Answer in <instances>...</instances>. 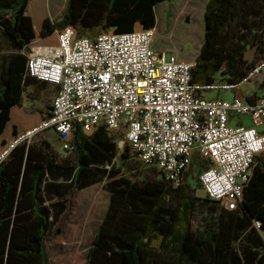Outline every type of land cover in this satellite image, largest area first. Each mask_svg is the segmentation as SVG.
<instances>
[{
	"label": "trees",
	"instance_id": "trees-1",
	"mask_svg": "<svg viewBox=\"0 0 264 264\" xmlns=\"http://www.w3.org/2000/svg\"><path fill=\"white\" fill-rule=\"evenodd\" d=\"M30 1L0 0V26L13 48L0 56V152L26 131L12 108L21 104L29 80H37L27 71L26 51L36 39ZM166 1L172 0H67L61 18L44 20L41 36L68 26L80 37L86 36L81 29L117 34L133 32L137 24L154 29L155 8ZM204 22L192 82L216 84L223 73L229 84L242 83L264 59V0H209ZM249 48L255 50L251 61ZM116 150L104 128L89 136L78 128L65 156L45 139L18 145L0 164V264H49L47 237L67 210V200L47 202L102 182L107 170L99 167L110 163ZM129 154L128 146L123 156ZM109 179L110 203L87 264H264L263 157L256 158L236 210L196 197L184 184L175 187L162 176L134 181L112 170ZM200 210L207 218L195 228Z\"/></svg>",
	"mask_w": 264,
	"mask_h": 264
},
{
	"label": "built area",
	"instance_id": "built-area-1",
	"mask_svg": "<svg viewBox=\"0 0 264 264\" xmlns=\"http://www.w3.org/2000/svg\"><path fill=\"white\" fill-rule=\"evenodd\" d=\"M154 39V29L80 37L68 26L57 45L29 46L28 75L58 90L50 116L8 144L0 164L46 131L70 151L78 128L89 136L104 127L123 131L120 147L129 146L134 158L175 187L198 154L208 164L199 177L205 196L236 210L255 160L264 154V95L250 101L205 93L239 89L264 71V59L240 84L202 86L192 82L194 62L157 53Z\"/></svg>",
	"mask_w": 264,
	"mask_h": 264
},
{
	"label": "rangeland",
	"instance_id": "rangeland-1",
	"mask_svg": "<svg viewBox=\"0 0 264 264\" xmlns=\"http://www.w3.org/2000/svg\"><path fill=\"white\" fill-rule=\"evenodd\" d=\"M38 1V0H37ZM36 0H31L28 6V14L35 17V12L41 16L46 15L53 20L61 18L65 11L67 0H61L56 3V0H39V8L36 6ZM208 0H177L175 2L176 12L170 14L168 19L162 22L159 31L155 36L153 49L157 53L171 54L178 60L192 61L197 53H199L204 43V12ZM206 3V4H205ZM82 33L88 37H95L101 32H106L104 28H99L94 31L82 30ZM111 31V30H110ZM37 37L41 35L40 30L36 31ZM42 45L37 40L30 44ZM13 51L10 42L3 34L0 26V56H6ZM255 50L249 48L246 53L248 60H253ZM227 76L223 73L218 74L216 84L225 85ZM244 97L263 96L264 95V71L253 78L251 81L240 85L239 89L232 91ZM226 95L224 91L206 92L208 98H213L218 95ZM29 124L34 123V117L31 118ZM57 134L53 130L46 131L37 135L33 142L41 139H48L57 149H60ZM32 142V143H33ZM64 153V152H63ZM207 163L198 155L193 157V163L187 171L184 185L187 189L193 191L196 197L207 199L202 191L199 177L207 167ZM133 167L138 168V172L132 170ZM122 168L128 174L131 180L140 181L144 179H160L161 174L155 167L142 166L137 161L123 162ZM147 168V169H145ZM89 193V194H88ZM88 197L95 198L97 201L93 205L90 214L87 211L90 206ZM78 200V201H77ZM108 194L103 185H97L85 193H76L69 200V208L61 217L58 223L51 229L46 241V252L49 259V264H87V252L92 245L96 230L97 217L101 216L107 205ZM207 218V214L200 210L195 219V228L201 226L203 219ZM156 246L159 242L154 243Z\"/></svg>",
	"mask_w": 264,
	"mask_h": 264
},
{
	"label": "crops",
	"instance_id": "crops-1",
	"mask_svg": "<svg viewBox=\"0 0 264 264\" xmlns=\"http://www.w3.org/2000/svg\"><path fill=\"white\" fill-rule=\"evenodd\" d=\"M177 0H172V1H166L163 3H160L159 5L156 6L155 8V12H156V19H157V23H156V27L154 28L155 30V36L159 31V27L161 26L162 22H164L166 19H168V17L170 16V14H173L174 12H176V7H175V2ZM200 2H202V0H198ZM58 2H61V0H56L57 4ZM207 3L209 2L206 1ZM206 4V3H205ZM34 15H36V19L35 17H32L33 19V26H34V31H35V35H36V39L34 41L39 40L43 46H47V45H57L58 44V34L59 31H56L55 33H53L52 35H49L47 37H43L40 35V37H37L36 31L40 30V32L42 31L43 28V23L44 20L49 17V16H45V17H40L41 15L38 12H35ZM52 19V18H51ZM143 26L141 24H137L136 25V29H142ZM199 53H197L195 55V57L193 58L192 61L190 62H195V59L197 58ZM183 61V60H181ZM57 90L58 88L54 85L48 84V83H44V82H40L37 80H33L30 79L29 82L27 83V86L25 88V91L23 93V98H22V102L20 105H15L12 108L13 114L22 121V123L25 125L26 127V131L27 130H31L32 128H34L35 126H37L40 122H42L44 119H46L48 116H50L51 112H52V108H53V101L54 98L57 94ZM225 92V91H224ZM232 93V91L226 92V95H218V97H230V94ZM217 97V96H216ZM234 97H241V98H248V97H244L238 94V92L236 94H232L231 98ZM230 98V99H231ZM34 117V123L29 124L28 122H30L31 118ZM246 124H250L249 120H245ZM104 128V127H101ZM99 128V129H101ZM98 129V130H99ZM105 129V128H104ZM261 131H264V126L260 128ZM105 131L107 132V135L109 138L112 139L113 142L116 143L117 146V150L115 153V157L112 159V161L110 163H106L104 166H100V169L103 170H107V173L104 175V180L102 182H98L95 184H92L86 188L83 189H79L76 188L71 195H68L67 197H65L64 199H59V197L55 196L53 197V199H51V201H48L47 203H54V202H58V201H66L67 204V210H68V206H69V200L71 199V197L76 194V193H85L89 190H91L93 187L97 186V185H103L105 188V191L108 194V201H107V205L104 209V212L102 213L101 216H98L96 219V229L97 227L100 225V223L102 222L105 213L108 209L109 203H110V193L108 192L106 185L109 182V173L113 170L118 171L119 172V176L121 175H125L126 177L128 176V174L126 173V171L122 168V163L123 162H132V161H137L139 162L136 158H134L133 153L131 151L130 148V154L128 157H124V151L125 149L128 147H120L119 142L121 139H123L124 137V132H119L117 134H112L111 132L107 131L105 129ZM96 132V131H95ZM15 140V139H14ZM13 140V141H14ZM47 140L56 150V152L60 155V156H65L67 154V152L63 149L62 147V142L61 140L58 138L59 140V144L61 146L60 149H57L55 147L54 144H52L48 139ZM12 141V142H13ZM64 152V153H63ZM258 157H263L264 158V154L260 155ZM257 157V158H258ZM141 163V162H139ZM142 166H144L142 164ZM145 167V166H144ZM147 169V168H145ZM132 170L138 172V168L133 167ZM129 178V177H127ZM130 179V178H129ZM89 194V193H88ZM78 201V200H77ZM96 199L95 198H90L88 197V202L90 203V206H92L91 208H89V210L87 211V214L89 215L91 212V209H93V205L94 203H96ZM67 210L65 211V213L67 212ZM64 213V214H65ZM63 214V215H64ZM63 215L61 217H63ZM60 217V218H61ZM96 232V230H95ZM95 236V234H94Z\"/></svg>",
	"mask_w": 264,
	"mask_h": 264
}]
</instances>
